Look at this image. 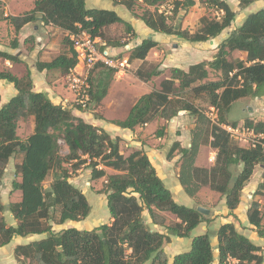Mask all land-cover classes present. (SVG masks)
I'll list each match as a JSON object with an SVG mask.
<instances>
[{"label":"trees","instance_id":"1","mask_svg":"<svg viewBox=\"0 0 264 264\" xmlns=\"http://www.w3.org/2000/svg\"><path fill=\"white\" fill-rule=\"evenodd\" d=\"M114 1L132 10L134 0ZM162 1L140 0L139 3L146 8L138 17L153 31L179 36L188 42L215 38L231 25L235 17V12L225 0H202L222 14L218 18L202 16L201 27L191 33L181 27L174 28L167 22V16L157 11L156 6ZM195 1L174 0L172 9L175 13L179 10L187 13ZM237 1L238 6L244 8L254 0ZM147 6L154 9L150 10ZM38 18L43 25L50 24L71 34L84 30L92 37H101L107 45L117 47L122 44L105 40L103 30L114 23H121L128 31L132 30L131 25L115 11L87 8L85 0H35L32 9L19 15L3 16L0 11V20H7L16 32ZM62 43L68 46L67 51L48 62L37 61L38 70L59 69L67 73L75 66L76 53L68 35ZM156 45L157 42L152 38L142 39L129 51V61H144L149 50ZM12 46H16V42H12ZM235 50L244 52L245 60L229 59ZM0 58L18 61L15 55L3 51H0ZM141 66L134 71L140 80L148 81L161 73L157 66L149 69ZM208 68L218 71L221 77L207 80ZM113 78L114 71L104 65L97 64L90 69L87 106L90 104L92 108L101 103ZM0 80L8 81L16 89V94L0 105V180L9 159L21 154L20 180L12 182V189L21 191V198L7 204L0 200V212L8 210L16 224L5 226L3 222L0 223V246L9 243L14 236L45 235L14 248L18 264L214 262V247L207 232L193 236L190 248L173 255L171 259L164 251L163 245L169 241L170 234L187 237L207 217L196 208L174 200L145 152L133 149L124 156L119 151V138H111L103 129L73 114L68 106L55 104L43 92L34 91L28 69L21 77L9 70H0ZM187 90L193 95L205 94L209 106L217 111L218 123L211 122L204 141L198 138V133L204 131L199 128L192 136L189 147H181L178 142H174L167 158H171L175 149H178L181 154L178 178L185 192L193 196L202 185H208L225 196L226 206L232 215L240 202L241 190L255 166H264V153L259 146L248 148L233 143L221 124L237 125L235 121H227V113L234 101L264 96V7L247 15L239 27L230 31L217 47L212 60L193 63L187 70L172 67L169 78L162 79L158 88L140 95L124 119L112 120L111 123L133 129L156 118L170 120L180 111H188L199 120L204 114L184 98L183 93ZM30 117H33V130L21 138L17 134L18 122ZM243 124L255 131H264V120L253 122L245 119ZM156 131L157 136L162 135L161 131ZM201 144H208L216 150L214 164L210 168L194 164ZM62 145L67 149L64 156L60 154ZM65 163H69L72 170L87 163L92 179L105 177V184L98 193L106 195L110 223L89 230L76 227L62 228L57 232L52 230V225L48 223L52 212L58 213L56 225H62L66 220L81 221L90 212V204L84 193L69 181ZM98 165L118 172L107 175L103 167L98 168ZM236 168L239 169L236 171ZM50 172L52 181L48 187H44ZM257 195L264 196V171L262 181L253 194ZM164 211L174 214L178 221L166 224V218L161 214ZM144 212H147L149 222L163 226L167 234L151 230L143 218ZM247 219L257 234L264 236L258 199L254 198L250 202ZM216 236V264H263V256L258 253L261 248L238 232L233 223L221 224Z\"/></svg>","mask_w":264,"mask_h":264},{"label":"crops","instance_id":"2","mask_svg":"<svg viewBox=\"0 0 264 264\" xmlns=\"http://www.w3.org/2000/svg\"><path fill=\"white\" fill-rule=\"evenodd\" d=\"M225 1L228 3L230 8L235 12V17L231 25L228 28H226L227 30L229 29V33L230 31L239 27L247 15L264 7V0H254L252 3L245 6L244 8L238 6L237 0H225ZM10 2L11 0H5V3L1 4L3 5V8H5V10L3 11V16L8 15L7 12L8 10L10 15H15L12 12H10ZM34 2L35 0H30L29 3L30 7L25 11L32 9L34 6ZM90 4L91 5H88L87 0H85V5L87 8H102V9L113 10L123 20L128 22L132 28V30L129 32L134 35L133 37L135 38L136 41L135 45L139 44L140 41L144 38H152L151 32L157 33L151 30L150 28H148L144 24V22L138 17L139 13L136 10L134 11L129 10L125 5L121 3H117L114 0H90ZM147 7L152 10L154 9V7L152 6H147ZM120 11L122 13H120ZM23 12L20 13L22 14ZM20 13H18V15ZM114 24H121V23H114ZM2 27L5 28L4 33L2 32L3 31ZM9 34H11L10 37L13 38V40L11 41L9 40L10 39V37L8 36ZM228 34H225L224 36H222V34H219L216 37H219L218 39H221L219 41L222 42L228 36ZM67 35L69 37V32L59 27H55L50 24L43 25L42 21L39 18L32 22L26 23L19 29L18 32L15 31L14 27L7 20H0V39L2 37V39L0 40V51L6 52L11 55H15L18 59V61H10L7 59L0 58V70L11 71L13 68H17V73L19 74H15V75L21 77L26 73L28 69L32 79L34 91L43 92L55 104H62L64 106H68L72 110L73 114L83 118L86 122L91 123L92 125L103 129L111 136V138H119L118 143L120 148L121 145L124 144L125 146L127 147L129 146L130 148H132V150L140 149L143 152H145L150 162L155 167V170L158 176L161 178L163 184L165 185L166 188L170 190L175 201L179 202L178 198H180L182 200L180 202H183L180 204H184L188 207H194V208H196L197 206H202L209 210L208 215L203 214L204 216L207 217V219L200 222L190 232L189 236L177 237L171 234L169 235V241L163 245V248L170 259L172 258L173 255L177 253L187 251L191 246V241L193 236L207 232L209 234L211 243L214 247L213 250L215 253V260L212 264H216L217 262L216 230L221 224L229 223V222L233 223L234 227L238 232L245 235L255 245L259 246L261 248L260 250L261 252H264V236H259L257 234L256 229L248 222L247 210L250 202L247 201L246 198L244 197L245 194L247 198L250 199L253 198L254 191L256 190L258 184L262 181L264 167H262L261 165L255 166L252 175L249 177L248 181H246L243 189L241 190L240 202L237 205V207L233 210V214L231 215L229 214V210L225 203V196L221 195L217 191L212 190L208 185H202L193 196H190L185 192L178 178L179 168H180V160L178 161V159H180V157L177 155V157L172 156L171 158H167L166 155L168 150L171 148L170 145H172L174 142H179L181 147H189L190 143H187V146H183L180 143L182 138L181 135H176V134H174L175 138L171 139L170 142L168 141V138H171L170 135L167 139L165 135L156 137L153 134V132L156 131V127L158 123H160V121H162L163 119L159 118L161 119L159 120L158 118H156L148 123L135 126L133 129L122 128L111 123L112 120L124 119L130 107L134 104L136 99L140 95L148 93L154 88H158L160 81L164 78H169L170 73L169 75L163 76V78H160V80L156 82L157 76L163 74L164 71L165 72L167 70L170 71L172 67H178L183 70H187L191 64L196 62L187 63L185 66L181 64L169 65V63L173 61L172 58L164 57L163 59L161 58L159 60L156 58H149L148 53L151 50L157 49V47L160 45L159 40L152 38L157 42V45L149 50V52L145 57V60L144 61L139 59L130 60L129 66L123 73L114 74V78L110 83L107 94L102 99L101 103L96 107L92 106L91 110L82 111L81 109L79 110L78 108L73 107L74 97L72 95V92L67 88L65 82L66 75L68 72L63 73L59 69L38 70L36 68L37 61L48 62L51 61L60 53H63L62 49L64 45L62 43V40ZM164 35L170 36L168 34H164ZM29 36H34L36 39H40V41L33 43L31 46L30 44L29 46H27L28 44L25 43V39ZM216 37L213 39V41L216 40ZM5 40L6 42H4ZM13 41L16 42V46L14 47L12 46ZM203 42H198V43L201 45ZM107 48L113 53H118L122 50L121 46L117 47V46L109 45V47ZM177 51H175L174 53L176 54ZM213 58L214 56H210L207 59H201L200 61L212 60ZM152 61H156V62H152ZM160 62H161L160 65L157 64ZM142 64L145 65L154 64L157 66V69L161 71V73L159 75L151 77V79L148 81L140 80L134 75V71L138 69ZM169 66L171 68L166 69ZM77 70H79V68H77ZM122 85H124V87L126 88H138L139 85L138 88L139 91L138 93L136 92L134 94L131 93L130 96H128L127 91H124L125 98L126 99L129 98L130 101H127V107L123 112L124 114L122 116H118L110 113L108 110H110V108L115 107L116 99L123 97V88L121 87ZM15 94H16V89L11 83H9L6 80H0V105L6 103ZM245 98H249V97H245ZM245 98H241V99L244 100ZM110 100H112L113 103L109 106L108 102ZM255 100L264 103V96ZM124 102L126 101H124L122 98V103ZM97 107L101 108L102 112L101 115L94 116L93 113L97 112ZM210 107L211 106H209V109ZM250 107L251 106H249L248 108ZM186 114L188 115L187 119L185 116ZM164 121L170 123L169 125L166 126L165 129L166 132L169 131L168 129H171V125L176 124V127L182 129L181 130L182 134H184V132L188 128V125L189 126L194 125L193 123L195 121V117L191 115L188 111H180L177 116L173 117L170 120H164ZM227 121H230L228 117H227ZM232 121H236L237 125L243 123V119L232 120ZM29 127L31 133L33 130V117L29 118ZM206 145L215 151V149L212 148L210 145L201 144L199 146L198 153L196 155L195 163H194L198 167H205V168L209 167L207 163H204L205 158L203 159L204 152L205 150H207ZM241 146L244 147L243 144H241ZM212 157L213 156H211V158ZM176 163L177 165L173 169V166ZM107 169L108 168L106 167L105 171H109ZM77 172H85V173H80L79 175H76V177H74L73 179H69V181L84 193L90 204V210H92V205L87 197V191L89 192V196L92 198V200L96 199L97 201L100 198L104 203L106 201V195L104 193L99 194L96 192L100 189V187H95L94 189L90 188V184L94 186L95 183H97V180H100V178L92 179L90 176L89 178L91 180L86 181L87 177L85 175L86 172H88V170H84V171L79 170ZM113 173L116 172H112V173L110 172V174ZM14 176L15 177L13 181L20 180L19 172L17 174H14ZM9 177H11V174H8V172H5L3 174L0 181V188L7 189L8 193L11 192L10 195L15 197L14 198L11 197V199L8 198L7 201H2L3 204L19 201L21 198V191L17 189L15 190L12 189L13 181H11L10 183L8 182L7 184L6 181ZM102 181L105 182V178H103ZM82 182L84 183L85 188L87 189L81 187ZM246 193H251V194L250 196H248V194ZM97 195H99V198L97 197ZM254 198L258 199L260 203V212L263 216L262 222H264V196L261 198H257V196H254ZM189 201H193V204L187 205V203H185ZM161 214L166 217H169L173 222L178 221L176 216L172 213L164 211L161 212ZM1 215L4 216V213H1ZM8 215L11 218V220L9 221V225H15L16 220L13 218V215L10 212L8 213ZM143 218H144V214H143ZM144 220L151 230L167 234V231L163 226L149 222L150 220L148 214L147 216L145 215ZM75 223L76 222L66 220L62 225H65L63 228L76 227L77 229H81V227L79 226L77 227ZM166 224H168V220H166ZM52 229L54 231L53 227ZM61 229L62 228H59L56 231H59ZM43 237H45L44 234H33L25 237L14 236L9 243L0 246V264H17V261L14 256V248L17 245L26 244L34 240H39Z\"/></svg>","mask_w":264,"mask_h":264},{"label":"rangeland","instance_id":"3","mask_svg":"<svg viewBox=\"0 0 264 264\" xmlns=\"http://www.w3.org/2000/svg\"><path fill=\"white\" fill-rule=\"evenodd\" d=\"M174 0H163L161 3H163V7L162 10L164 11H170V13H168L167 16V22L172 25L174 28L177 27H181L182 29H187L189 32L193 33L195 31H197L200 27H201V21L200 18L202 16H206L209 18H218L222 13L217 11L215 8L209 7L207 6L202 0H196L195 4L190 7L187 11V13H184L183 11L179 10L177 13H175L173 11V9H170V6L173 5ZM30 0H11L10 2V12H12L15 15H18V13L20 12H26L25 10L28 9L30 7L29 5ZM88 5L90 4V0H87ZM146 7L143 6L141 3H139L138 0H134L133 1V6H132V10H136L139 14H141L143 12V10ZM5 8H3V5L0 4V11H4ZM152 10V9H150ZM29 11V10H27ZM9 14V10L7 11ZM23 12V13H24ZM120 13H122L120 11ZM21 14V13H20ZM136 14V13H135ZM137 27V25H136ZM2 32L4 33L5 28L2 27ZM229 33V29H225L224 31H222L220 34H222V36H224L225 34ZM103 35H104V39L107 40L110 43H115V42H119L120 44H122L121 48L124 49V51H122V55H129V51L131 50V48L136 44L135 38L133 37L134 35L131 34L124 25L122 24H113V25H109L108 27H106L103 30ZM152 38H155L157 40L160 41V45L157 47V49L151 50L148 53L149 58H156V59H163L164 57H168V58H172L173 61H171V63H169V65L172 64H181V65H186L187 63H192V62H199L201 59H207L210 56H215V53L217 51V47L219 46V44L221 43V39H218L219 37H216V40L213 41V39L204 41L201 45L198 42H188L183 40L182 38H180L179 36H175V35H170V36H165L163 33H154L151 32ZM9 37L11 36V34L8 35ZM36 36V35H35ZM221 36V35H220ZM2 39V37H1ZM0 39V40H1ZM10 41L13 40V38L10 37L9 39ZM16 40V39H15ZM40 39H36L34 36H29L25 39V43H27L29 46L39 42ZM218 41V43H217ZM6 42V40L4 41ZM14 42V41H13ZM63 52L67 51L68 46L66 44H63ZM183 45V47H182ZM178 50V51H177ZM177 51V53L175 54L174 52ZM215 52V53H214ZM229 59H242L245 60V53L242 51H238L235 50L231 53V55L229 56ZM152 62H156V61H152ZM130 63V61H129ZM157 64H161L157 63ZM152 66H156L154 64H150V65H145L142 64V68L144 69H149ZM171 67L169 66L166 69H170ZM209 74L207 77V80H214V79H219L221 77L220 73L218 71H213L211 69H209ZM14 74H19L17 73V68H13L11 70ZM170 71H164L163 74H161L160 76L156 77V82L158 80H160V78H163V76L165 75H169ZM123 88V97L116 99L115 100V107L114 108H110V110H108L110 113L114 114V115H118V116H122L125 111V108L127 107V101H130L129 98H125V93L124 91H127L128 96L131 95V93H138V88H126L124 87V85L121 86ZM141 87V85H140ZM122 94V93H121ZM73 95V93H72ZM184 98L190 100L194 106L200 111L202 112V114H204L203 118L194 121V125L189 126L187 130L184 132V134H182V129H179L176 127V124L171 125V129H168L169 131L166 132V126L169 125L170 123H167L164 121V119L162 121H160V123H158L156 130L161 131L162 135L166 136V139L169 137V135L171 136V138H168V141L170 142L171 139L175 138L174 134L176 135H181V141L180 143L183 146H187V143L191 142L192 136L194 134H196L199 128H202L204 131L198 133L199 136V140L204 141L207 133H208V129H209V125L211 124L210 119L207 117L206 114H208L210 112L209 109V104H208V99L205 96V94H198V95H193L191 93V91L187 90L185 93H183ZM74 97V95H73ZM122 98L124 101V103H122ZM110 102V104H109ZM108 102V105L110 106L113 102L112 100H110ZM249 106H251L250 108H248ZM73 107H75V105H73ZM91 110V105L89 104L86 109H82V111H88ZM101 108L97 107V112L93 113L94 116L95 115H101ZM186 119L188 118V115L186 114ZM195 117V115H194ZM227 117L228 119H230V121H228L229 123L233 122L232 120H242L243 122L245 119H250L253 122L256 121H263L264 120V103L263 102H258L255 99H250V98H245L243 99H239L236 100L235 102H233L231 104V107L227 113ZM159 119V118H158ZM161 120V119H159ZM236 122V121H235ZM243 124V123H241ZM157 131L153 132V134L157 137ZM30 133V127H29V118L26 119H22L18 122V126H17V134L21 137V138H25L26 136H28V134ZM232 142L235 144H238L239 141L232 139ZM173 142V141H172ZM179 143V142H178ZM172 146V145H170ZM207 146V145H206ZM170 150V149H169ZM168 150V152H169ZM119 151L126 156L127 154H129L132 151V148H130L129 146H125L124 144L121 145V148L119 146ZM167 152V153H168ZM175 154L173 153L172 156H176L177 155L181 158V154L178 151V149H175ZM215 152V153H214ZM67 153V149L64 145H62L60 147V154L62 156H64ZM215 154H216V150L214 151L213 149H211L210 147L207 146V150H205L204 152V163L208 164V168H210L213 164H214V159H215ZM171 156V157H172ZM211 156H213L211 158ZM167 157V155H166ZM85 158V157H83ZM180 159H178L179 161ZM21 161V154H15V156H13L12 158L9 159L8 164L6 165V167L4 168L3 172H8V174H11V177H9L7 179V184L8 182L10 183L11 181L14 180V174H17L19 172V164ZM89 162V159L87 160ZM177 162V161H176ZM177 165V163L173 166L174 167ZM89 165H87V163L81 165L77 170H72L71 166L69 163H65L64 167L69 171V179H73L74 177H76V175H79L80 173H85V172H77L79 170H88V172H86V181L87 180H91L89 177L91 176V169L88 167ZM98 168H102L103 166L98 165ZM106 167H103V169L105 170ZM109 171H105V173L108 175L110 174V172H118L117 170H114L112 168L107 167ZM258 168V167H257ZM239 168H236V171ZM235 171V172H236ZM84 176V177H85ZM52 172L49 173V175L47 176L46 180L44 181V187H48L50 182L52 181ZM105 178V177H103ZM102 177L100 178V180H97V183H95V185H91L90 184V188L94 189L95 187H100V189L103 187V185L105 184L102 179ZM85 179V178H84ZM1 181V180H0ZM5 182V184H6ZM84 182V180H83ZM82 182L81 187L85 188L84 183ZM87 189V188H85ZM99 189V190H100ZM98 193V191H96ZM11 193V192H10ZM10 193H8L7 189H2L0 188V200L1 201H7L8 198L11 199V197H15V196H11ZM101 194V193H99ZM248 194V196H250L251 193H246ZM10 195V196H9ZM87 197L89 199V201L91 202L92 205V210H90L88 216L83 219L81 222H76L75 225L78 227H81L80 230H89L92 229L100 224L103 223H110L111 222V218H110V214L106 205V201L103 203L102 199L99 198V195H97V197L99 198V200L96 201V199L92 200V198L89 196V192L87 191ZM95 197V196H94ZM244 197L246 198L247 201L251 202L254 198L250 199L247 198L246 195L244 194ZM254 197V196H253ZM263 196H258L257 198H261ZM179 202L178 203H183L180 202L182 201L180 198H178ZM187 203V205L193 204V201H189V202H185ZM199 203V202H197ZM1 213H4V216L1 215ZM9 211L8 210H4L0 212V223L3 222L5 224V226L9 225V221L11 220L10 216L8 215ZM145 215L147 216L146 212H144V218ZM6 216V219H5ZM58 217V213L57 212H52L50 214V219L48 220V223H50L52 225V227L54 228V231L57 232L56 230H58L59 228H63L65 225H56L55 221ZM166 220H168L169 224H172L173 221L169 218L166 217ZM73 222V221H72ZM53 230V229H52ZM258 253L262 254L263 256V264H264V252L259 251ZM16 259V258H15ZM17 261V260H16ZM18 264V263H17Z\"/></svg>","mask_w":264,"mask_h":264},{"label":"built area","instance_id":"4","mask_svg":"<svg viewBox=\"0 0 264 264\" xmlns=\"http://www.w3.org/2000/svg\"><path fill=\"white\" fill-rule=\"evenodd\" d=\"M140 1V0H139ZM5 0H0V4H4ZM163 3L156 6L159 13L167 15L170 11L162 10ZM173 5L170 6L172 10ZM72 48L76 53V64L70 68L66 75V86L73 93V105L75 107L85 109L89 101L90 83L88 74L91 68L97 64L111 68L114 74L123 73L129 66L128 56L122 55V50L113 53L108 50L105 41L101 37H92L86 31L82 30L76 34L69 33ZM79 68V70H77ZM212 123H218L217 111L214 107H210V112L206 114ZM230 135V138L239 141V145L244 147L255 148L260 147L264 153V131H255L252 127L244 124L232 126L221 124ZM233 262V261H232Z\"/></svg>","mask_w":264,"mask_h":264},{"label":"water","instance_id":"5","mask_svg":"<svg viewBox=\"0 0 264 264\" xmlns=\"http://www.w3.org/2000/svg\"><path fill=\"white\" fill-rule=\"evenodd\" d=\"M262 167H264L263 165H261ZM196 210L204 215H208L209 214V210L207 208H204L202 206H197Z\"/></svg>","mask_w":264,"mask_h":264}]
</instances>
